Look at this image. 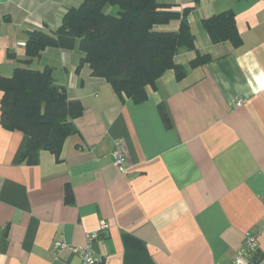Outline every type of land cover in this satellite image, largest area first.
Instances as JSON below:
<instances>
[{"label": "crops", "instance_id": "crops-1", "mask_svg": "<svg viewBox=\"0 0 264 264\" xmlns=\"http://www.w3.org/2000/svg\"><path fill=\"white\" fill-rule=\"evenodd\" d=\"M171 11L192 6L164 0ZM80 0H0V75L24 58L29 32L55 30ZM231 10L242 44H213L200 21ZM179 21L155 26L176 32ZM195 50L147 87V101L123 103L101 78L80 66L77 49L48 48L31 68L52 69L68 98L83 107L58 161L42 151L20 161L27 137L0 123V264H83L55 241L87 244L100 222L109 227L90 244L104 264H228L257 236L264 264V0H199L188 16ZM196 55L205 63L191 68ZM1 95V93H0ZM1 99V96H0ZM162 103L170 127L164 128ZM114 142L125 173L112 166Z\"/></svg>", "mask_w": 264, "mask_h": 264}, {"label": "trees", "instance_id": "trees-1", "mask_svg": "<svg viewBox=\"0 0 264 264\" xmlns=\"http://www.w3.org/2000/svg\"><path fill=\"white\" fill-rule=\"evenodd\" d=\"M163 1L80 0L78 7L63 14L55 30L28 33L24 58L17 61L10 76L0 75V123L27 137L21 162L37 164L42 151L58 161L62 144L77 131L73 121L83 112L80 101L68 98L65 87L54 81L51 68H31L46 49H77L81 58L76 70L87 64L91 76L104 79L122 103L125 99L133 104L147 101L145 89H154L167 70H173L177 80L185 76V68L174 61L180 50H195L188 16L199 0H188L192 6L181 12L171 11ZM9 20L0 17V21ZM175 20L179 21L176 32L154 29ZM200 23L213 44L229 42L235 48L242 44L233 11L212 15ZM206 60L207 55H196L189 66L198 67ZM157 109L164 128L170 127L164 105L159 103Z\"/></svg>", "mask_w": 264, "mask_h": 264}, {"label": "built area", "instance_id": "built-area-1", "mask_svg": "<svg viewBox=\"0 0 264 264\" xmlns=\"http://www.w3.org/2000/svg\"><path fill=\"white\" fill-rule=\"evenodd\" d=\"M114 147L111 153L112 158V166L115 170H117L120 173H125L124 168V161H125V151L123 149V145L120 142H114ZM109 227L108 223L106 222H100L99 228L96 232H93L91 234H87L86 241L87 244L84 246H76L71 245L63 242L55 241L53 246L55 249H70L75 250L80 254L81 262L84 264H92V258L90 256V244L95 241L98 238V235L101 231L106 230ZM257 236L251 232L246 234L244 245L241 249H239L233 259L228 264H256V262L253 260V252L257 248Z\"/></svg>", "mask_w": 264, "mask_h": 264}]
</instances>
